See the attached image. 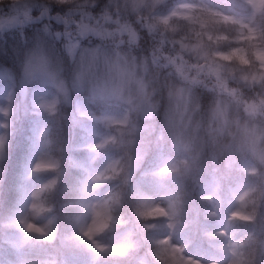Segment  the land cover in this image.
Instances as JSON below:
<instances>
[{
	"label": "clouds",
	"instance_id": "obj_1",
	"mask_svg": "<svg viewBox=\"0 0 264 264\" xmlns=\"http://www.w3.org/2000/svg\"><path fill=\"white\" fill-rule=\"evenodd\" d=\"M0 264H264V0H0Z\"/></svg>",
	"mask_w": 264,
	"mask_h": 264
}]
</instances>
